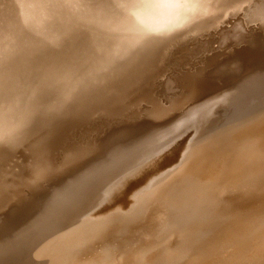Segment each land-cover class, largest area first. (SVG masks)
Listing matches in <instances>:
<instances>
[{
    "label": "rangeland",
    "instance_id": "374dc122",
    "mask_svg": "<svg viewBox=\"0 0 264 264\" xmlns=\"http://www.w3.org/2000/svg\"><path fill=\"white\" fill-rule=\"evenodd\" d=\"M12 1L10 0V2ZM22 1L21 0L16 1L18 3L17 6L19 5L18 7L20 8V11L22 10L23 15L21 14V16H20L21 12L17 10L18 8L15 6L16 3L14 2L15 5L13 4V6H15L14 10L17 8L16 10L19 12V13L16 12L19 16L18 18L13 10V7L12 6L9 7L8 4L10 5L12 4L9 2V0L2 1L3 3L5 2L6 4L5 3L2 4L0 2V7L2 6L1 7L2 10L0 9L1 13L4 12L5 10L4 13L5 14L8 13L6 14L7 16L10 15L9 12L12 14V16L14 15L12 17L14 19L11 18V15L8 16L10 18L9 19L3 13L4 15L3 14L2 15L5 17L2 19L1 17L3 16H1L0 13L1 16L0 18L2 20L6 19L5 20L6 24L4 23L5 21H0V44H1L0 48L2 47L0 50L1 52L0 65H2V71L4 72L3 74L4 76L2 75V80H0V84H2V98H3V100L0 99V198L2 197L3 194L4 195L6 194L9 187L12 186V184L15 183L18 178H21L23 176L25 178L27 176L30 169L38 161L39 156H42L43 158L48 157L50 160L56 161L59 160L63 155H65L66 152L76 150L77 148H80L86 145L87 143L90 144L92 142L93 143L92 145L94 146L97 145L98 147L97 149L93 150L95 151V153L94 155L93 154L90 155L91 158L90 156H88L83 161L79 162L78 163L79 165L78 164L75 165L76 167L73 166V168L70 169L71 171L69 170L67 172L68 176L66 173H64L62 174V176L60 175L62 178L60 179V177H58L59 178L58 179L57 175L54 174L48 179L41 181L35 189L32 188L30 191L26 192L25 193L26 196L23 197V200L25 201L22 200L19 204L7 202L6 204L2 205V208L0 209V264H35V263L40 264L43 255L44 253H46L47 250L55 246L61 239H64L65 237L71 235L73 231L81 224V222L91 217L90 215L95 214L96 212L101 211L103 208L109 206L110 203H105L104 204L105 206L92 209L91 211H89L93 203L92 201L95 198L97 188H99L98 187L99 183L102 184V182H104V180H106L107 177L111 176L112 178H110V180L107 182L108 185L106 184V190L108 189L110 190L111 188V191H115L118 189L119 192L114 194L113 198H115L117 197L116 194L119 195L121 190L124 191L125 189H128V187L132 186L133 183L137 182L138 180H141L144 173H146L149 169H152L153 165L157 162L156 160L158 159L157 158L153 159L152 157L151 160L149 159V161L147 160L146 162H142L140 165L132 166L131 164L130 168L124 169L122 167L123 161L126 159V157L137 152L136 150L139 148L138 147L136 149V147L134 146L133 148L130 147L125 149V147L131 145V143L136 144L137 142H141L143 141V139L148 138L149 136L154 135L155 133H158L159 131H162L165 128H168L172 124L174 117L177 115L179 110L173 112L175 114L170 112L168 115L162 118L163 120L160 119L161 121H159V119L152 118V116L148 117L144 115L136 118L135 120L131 119L130 121H128V120H122L121 117L120 119L116 118V114L120 112L121 113L132 112L134 110L147 107L150 104L149 102H154L157 104L161 102V105L163 103L164 107L165 105L167 106L166 104L167 101H171L173 98L177 96L179 97L180 93L183 91L184 88L182 86V78L187 74L193 73L195 70L199 71L205 68L204 70L205 72L203 73L207 78L212 79L213 82L212 84L215 85V87L216 86L222 88L226 87V84H224L226 83L225 80L220 78L216 79L217 77H220V74L223 73H224V75L222 76L223 78L227 76L229 77V75L233 76V74H236L237 76H235V78L237 80L236 79L235 80L238 84L241 83L243 79L245 80L247 78L245 72L248 73V70L245 72L241 71L242 69L239 70L241 64H239L238 61H237L238 63L236 62L232 64H228V63L225 64V62H223L228 57V55L226 54L228 53L229 48L230 47L233 48L234 46V44H232L233 46L229 45L230 42L233 43L235 40H233V38H230L228 39V41L225 42L224 38L221 36V33L227 29H230L231 25L234 22L236 23L237 21H242L243 20L242 13H244V11H246L247 8L252 6L254 2L259 0H202V1L199 0V3L197 2L193 5H190L188 9L184 8V6H174V5H171L173 7L171 8L170 4L166 2L165 3L167 4V6H164L165 5V3L163 2L164 0H160L161 2L158 0L160 3L159 2L157 3L160 4L161 7L159 5L157 9L156 6L158 4L156 2L155 4H152V6L149 4L150 6L148 5V7L150 8L155 5V8H153V10L154 9L159 10L160 7L159 12H156L155 10L153 12L152 9L149 10L148 7L147 9L146 7H144L145 9L143 8L142 10L145 11L149 10L150 12H145L144 15V13H142L144 11H142L141 14L144 16L140 14L141 16H139L138 20L134 16L133 19L135 20H133L132 17L128 19L127 17L130 16L128 15L126 17L127 14L124 15V13L120 14L121 18L123 17L122 14L124 15L123 17L124 19H121L120 15L119 18H117L118 16L117 17L116 15L112 16V14L110 13L113 18L119 20L116 22L110 16L109 13L108 14L106 13L107 15L106 14L102 15L100 13L101 16H103L104 18L99 16L100 14H98V10L94 8L93 3L88 5L89 2H91L90 0H81L80 4L72 3L71 5L69 3L67 5V3H64L62 0H55V2H59L56 4H54L55 2L53 0H50V2L46 0V2L49 3H45L44 0H41L42 1V2L40 1L41 3L39 1L38 3L37 0L35 1L33 0L34 3H30L32 0H26V1H30L29 3L27 2L28 4L26 3L27 8L29 4H33V5L35 4V6H37L39 4L42 5L43 3H45L46 5L45 7L44 5H42L43 7L38 6L39 8L37 9H41L44 11L41 12V10L36 9V11L39 12L38 13L36 11L35 13L31 12L30 17L31 15L32 17L31 18L29 17L27 21V18L25 20V17H28L27 15L29 14L25 12H28L31 6L29 5L30 6L29 9H27L28 11L27 10L24 11L26 7L24 4V0ZM35 2H37L38 4ZM63 3L65 4V6H63ZM4 5L5 6L7 5L8 9H5L7 7H5ZM20 5H22L23 8L20 7ZM49 5L51 6V11L49 10L50 9ZM73 5L75 6V9ZM47 6L49 7L47 8ZM45 8H47V10ZM91 8L93 9L91 10ZM161 8H164V10L162 9L163 13L161 12ZM10 9L12 10V12L7 11ZM190 9H194V10H190ZM23 12L27 15H25ZM40 12L46 16L43 17L40 14ZM96 12L98 15L96 14ZM146 13H151V14H146ZM33 15L38 16L39 18L38 17L36 18H38L39 20L36 19L35 16ZM147 15L149 18L147 17ZM66 16L67 18H65ZM15 17L17 18L16 21H15ZM33 17L35 18L36 21L33 20ZM68 17H69V21H68ZM106 17H108L107 19L112 18L113 21L112 19L111 21H109L110 20L109 19L108 22L107 19H105ZM144 17H146L145 18L146 20L144 19ZM125 19L129 21L128 22L122 21L123 23L120 21ZM130 19H132L133 22H131ZM17 20L20 22L18 23ZM37 20L39 22H37ZM60 20L62 21L64 20L63 21L64 24ZM21 21L22 23L30 22L29 24H31V26L28 28L29 25L24 24V28H25L24 30L22 29L23 26L19 27L22 30L18 28L16 29L17 26L23 25ZM33 21L34 23L35 22L41 23L42 21L43 22L41 23L42 25L40 24L38 25L37 23H36L37 25H35L33 24ZM14 22L15 23L17 22L16 23L17 26L15 25ZM106 22H108V25L104 24ZM32 24L35 26L36 30L34 29ZM66 25L67 27H65ZM116 25L118 26V28H116ZM85 26L86 28H84ZM111 26L113 29L111 28ZM245 27L247 32L250 34V35L249 34L246 35L248 41L245 42H247L250 45L256 44L258 42H264V23L262 24V22H253L246 25ZM17 30L18 31L21 30L22 34L21 31L19 33ZM27 30L29 31L32 30L30 32H34V34L37 32L38 33L37 36L36 34L35 35L32 34L33 36H36V38L32 37V35L30 36L31 34L30 32H29L30 34H27L28 33ZM76 30L77 32H75ZM8 31L9 33L12 31L13 32L12 34L9 35L7 33ZM15 32L19 34L18 36L20 37H18ZM109 32L112 34H110ZM23 33L27 35L24 36ZM119 34L120 36L118 37ZM4 36H6V38ZM8 36L11 38H9ZM27 36L28 37L30 36L33 40L27 39L28 38ZM15 37L19 38V41L18 39H15ZM21 37L24 39H20ZM125 37L131 39L127 40ZM67 39L68 40L70 39L71 42H69L70 40L68 41ZM2 40L4 42H2ZM23 41L24 42L26 41L28 45ZM49 41L51 42L53 41L52 42L53 44L49 45L51 44V42ZM245 42H243V44L239 42L236 43L238 44V46L235 45L237 46L235 49H238V47L241 48L245 46L246 45ZM95 43L97 44V46L95 45ZM14 44L16 45L14 46ZM18 44L24 46L23 47L20 46L19 48L18 47L16 48ZM239 44L242 45L240 46ZM117 45L119 46L118 48ZM3 46L5 48H3ZM11 46L14 47L15 51L12 50L13 48ZM10 47L12 49H10ZM84 48L85 50H83ZM95 48L97 49L99 48V49L95 50ZM114 48L116 49L114 50ZM131 50H133V52ZM7 51L10 53H8ZM96 51L97 53L101 51L104 57L101 55V52H99L97 55ZM11 54L13 55L11 56ZM38 54L40 55L38 56ZM65 54L68 56H65ZM24 55H28V56H24ZM40 56L42 57V59ZM99 57H101V59H99ZM7 58L10 60V62L8 61ZM15 58L18 60H16ZM53 58L54 60L55 59L56 60L54 61ZM114 59L115 61H113ZM212 59H215V64L213 66H207V64H210ZM70 61L72 64L70 63ZM67 62H69V64H67ZM74 62H76L75 63L76 66H74ZM36 63L39 64L40 67L39 65H36ZM238 64L240 67L237 66ZM263 66H264L263 64L259 65V68L257 67L258 70L256 68H255L256 70H253L254 68H251L250 70L253 71L251 73L252 76L253 75L256 76L255 74H257V76L248 83H245V85L241 84L240 86L232 89L226 100L215 106L210 112V114L200 124H197L198 127L197 125L193 124L190 127H186L184 130L181 129L178 132H176V134H181V136L183 134L188 136L197 129H200V131L203 130L204 131L218 130L217 132L220 131L218 136L215 135L217 139L214 142L218 144L216 148L217 156L215 155L216 156L215 161H213L212 164L210 165L211 159L204 156L207 152L214 153L213 148H211L212 144L209 146V148L203 147L202 148L203 150L201 149L200 151L198 149L199 152L193 151L194 149L191 150L190 156H194V158H190L189 160H186L185 158V160L183 161L182 165L179 168V169L183 168L182 170H185L188 165V168H190L189 171L186 169V171H184L185 173L181 175V177H176L175 179L176 181L170 179L171 177L169 176L173 175L170 173L167 174L168 175L167 177L160 178L159 180H157L158 182H156V184L154 183L155 185L153 184L152 187L149 186L145 188L143 191H141V194L143 195H145L149 190L151 192L150 194H148V196L144 198L143 201L146 200L148 201L151 197L150 195L155 194L156 192L159 195V193L162 192L161 190H163L166 194L168 193L167 195L165 194L166 196L164 195V199H163L164 201H168L175 196V193L179 194L180 190H182L183 188H185L184 190H188L189 188H191L190 190L200 189V191H204L206 189L207 190L216 189V188L212 189V187L209 188V186L198 187L195 183V180L190 179V174L198 175L201 174V172L202 174H206L209 172V176L212 178L211 181L214 184L216 182V179L220 177L221 174H223L224 172H228L227 168L228 166L231 165V163L229 162L228 164H226V160L225 159L223 160V158L227 156L226 154H228L227 153L228 148H226L224 141H226V139L229 138H226V136L223 135V133L221 132L224 131L225 127L229 125L233 120L242 119L245 117H246L245 120L252 118L249 119L248 121H244L242 119L241 120L242 124L238 122V124H241L243 127L244 124H246V126L247 125L252 126L255 123L256 119L264 117V82H263L264 75L260 76L261 71H263L264 74ZM33 67H35L36 69ZM87 67L88 69L91 68L92 70L91 69L87 70L86 69ZM260 68L261 70H259ZM95 69L97 71H95ZM227 71L228 72L231 71V72L227 73ZM234 71L235 73L231 74ZM239 71L242 73L240 74ZM250 72L251 71H249V73ZM63 73H65V75ZM43 74L44 77H42ZM251 74L249 75L251 76ZM63 75L67 77H64ZM62 77L63 79H61ZM30 78L32 79V81L34 80L33 83L35 84L32 83ZM36 78L37 80H35ZM49 86L51 87V89ZM219 91L222 90L220 89L218 90V92ZM184 92L185 89L181 94H183ZM216 92L217 91L212 92L209 96H207V98L211 97ZM28 95L30 97H28ZM144 98L145 100H143ZM204 99L200 101H204ZM234 114H236V117H234L235 116ZM20 120L23 122H21ZM150 120H152V122ZM146 122L155 125L154 126L155 129L150 127L147 130H145V132L142 133L141 135H134L131 142H128L130 141V139L124 136H122V138L120 137L119 139L120 142L117 140L116 137L118 136V134H120L119 130H121V128L136 129L141 125L145 124ZM239 129L241 130V128ZM141 132L143 131L138 130V132L137 131L132 132L131 134L133 133L139 134ZM207 138L208 139L210 138L209 140H212L214 136L213 135L208 136ZM116 140L118 141L117 142L118 144L116 143ZM122 143L125 144L123 145ZM118 145L120 146L118 147ZM113 146L114 148L117 147L119 149L116 148L117 150L116 149L114 150ZM120 148H122L124 151L121 150ZM120 150L121 152L124 153L114 156L116 153H121ZM165 150L166 151L164 152V154H167L168 149ZM113 151L115 152L117 151V152L115 153ZM109 152H113V153H109ZM218 152L220 155L218 154ZM162 154L163 153H161L158 157L159 158L162 157ZM111 155H113L114 157L113 156L111 157ZM199 157L200 159L204 157L203 158L204 162L200 161ZM109 158L111 159L109 160ZM195 159H198V161H194ZM106 160H108L109 162L107 161L105 165H100ZM223 161H225V163ZM93 166L94 167L99 166V168L92 171L91 168ZM222 166L223 167L226 166V167L223 168ZM199 167L202 169L200 172H198L199 171L198 169H200ZM88 170L90 172H88ZM179 171L180 170H178V172ZM191 171L194 173H191ZM74 173L77 175L75 176ZM117 183L119 184V186H117L112 190L113 186H115V184ZM173 183H176L177 185L180 184V186L178 185L179 187L176 186L175 188H171L169 184H173ZM155 186H157V188ZM65 189H67L68 191ZM68 192L70 195L68 194ZM165 197H167V199ZM109 198L110 197L107 196L106 199ZM216 200L220 201L221 199H217L214 198L213 196H210V198L207 201L212 202ZM142 202H140L139 205ZM99 203H101V201ZM127 203H131V202L127 201ZM154 203L156 205L163 204L162 202L161 203L149 202L147 206H156ZM20 204H22L23 207H21ZM165 204L166 206H168L169 202ZM16 205H18L19 207ZM137 206L138 205H136L134 207L135 209H132L128 215L121 214V216H124L127 218V220H129L132 216H134L136 211H139L140 212L139 214L142 215L144 207L141 209L140 207ZM136 208H140V209L137 210ZM158 209L159 208H149L148 213ZM114 214H118V212L117 213L114 212ZM132 218L129 221L132 222ZM104 219L105 218H102L101 221L99 219V221L103 222ZM171 219H173L171 221H174L173 217H171ZM94 221L96 220L92 219V224ZM44 227L47 230L44 229ZM92 227H96V226H92ZM47 235L48 237H46ZM117 236L120 237V235ZM48 242L49 244H47ZM115 244L118 247L120 246L117 243ZM115 244L114 246H116ZM95 245L96 246L92 247L91 250H89L88 247H84L87 246L86 244L83 245L81 248L82 249L81 254L103 253L102 255L109 254V256L106 259H104L105 261L106 260L115 261L117 259L116 255L111 254L113 250L110 251V249H106L105 251L103 245H97V244ZM68 250L69 248H66V251ZM83 250L84 251L89 250V251L84 252Z\"/></svg>",
    "mask_w": 264,
    "mask_h": 264
},
{
    "label": "bare ground",
    "instance_id": "6f19581e",
    "mask_svg": "<svg viewBox=\"0 0 264 264\" xmlns=\"http://www.w3.org/2000/svg\"><path fill=\"white\" fill-rule=\"evenodd\" d=\"M2 1H4V0H2ZM2 1H0V2L2 4H4L5 2L3 3ZM16 1L13 0L12 2H10V0H9V2L12 3V4L11 5L8 4L9 2L7 4L9 5V7L12 6L13 10H14V7L16 6L18 8V9L17 8L16 9L20 11V8L18 7L19 5L17 6L18 3ZM25 1L26 0H24V4H25V7H26L27 4L30 1H26V2ZM32 1L30 3H34L35 0L33 2ZM38 1L40 2L41 0H37V2ZM44 1H45V3H49L50 2V0H48L49 2H46V0H44ZM53 1L55 2V0H53ZM200 1H202V0H200ZM14 2L16 3V5L14 4ZM37 2H35V3H37ZM87 2H89V1H87ZM45 3L42 4V5H44V7L46 6ZM56 3H59V2H55L54 4H56ZM91 3L92 2H89L88 5H90ZM13 4L15 6H13ZM19 4H20V1H19ZM152 4H155V3H151L150 5L152 6ZM193 4H195V3L185 4L183 6H184V8L188 9L189 6L193 5ZM29 5L31 6V8H30L31 11L29 10L30 12L27 10L30 7ZM29 5H28V8L26 7V9L24 7V9H25L24 11H26V10L28 11V12H25V13H27L29 15H27V14H25L23 12L25 15L28 16V17H25V20L27 18V21H28V19L30 17V13L31 12L35 13L36 9L39 8L38 6L43 7L40 4L37 5V6H35V4L34 5L33 4H29ZM32 5H33V7H32ZM67 5H68V3H67ZM159 5L160 4H158L156 6L157 9H158ZM34 6H35V8H34ZM49 6H47V8ZM63 6H65L64 3H63ZM164 6H167V4L165 3ZM1 7H0V9L2 10ZM5 7H7L5 9H8L7 5ZM20 7H22V5H20ZM56 7H57V5H56ZM73 7L75 9L74 5H73ZM145 7L147 9L148 5L145 6ZM160 7H161V5H160ZM160 7H159V10H156V9H154V10L156 12H159L160 11ZM168 7H169V5H168ZM170 7L173 8L171 6V4H170ZM47 8H45V9L47 10ZM69 8H70V6H69ZM81 8H82V6H81ZM153 8H155V5L153 7H150L149 10L150 9L153 10ZM175 8H177V7H175ZM68 9H65V10H68ZM92 9L93 8H91V10ZM142 9H141V12L144 11V12H142V13H144V15H145V12H150L149 10L145 11V10H142ZM162 9L164 10V8H161V12H162ZM15 10H14L15 13L18 12L17 10L16 11ZM37 10H41V9H37ZM49 10L51 11V6H50ZM154 10H153V12H154ZM190 10H194V9H190ZM7 11H11L12 12L11 9L7 10ZM42 11H44V10H41V12ZM52 11H53V9H52ZM83 11H84V9H83ZM4 12H5V10H4ZM4 12H2V13L0 12L1 16H3L5 14ZM20 12H21L20 13V16H21L22 10ZM36 12L38 13L39 11H36ZM41 12H40V14L43 17L46 16V15H43V13H41ZM34 13H32V14H34ZM6 14H8V13H6ZM9 14L11 15V18L14 16V15L12 16V14L10 12H9ZM44 14H45V12H44ZM96 14H97V12H96ZM98 14H100V13L98 12ZM101 14L99 16H101ZM105 14L106 13H104L102 15H105ZM146 14H151V13H146ZM10 15H8V16H10ZM16 15H17V18H18L19 16H18L17 13H16ZM124 15H126V14H124ZM124 15L122 14L123 17H124ZM144 15H142V16H144ZM8 16L6 15V17H8ZM33 16H35V18L38 17L36 15H33ZM67 16L65 18H67ZM79 16H80V13H79ZM110 16H111V14H110ZM127 16L128 15H126V17ZM238 16H240V15H238ZM242 16H243V20L242 21H237L236 23L234 22L231 25L230 29H227L225 31H223L224 30L223 29L222 30L223 32L221 31L222 32L221 36L224 38L225 42L228 41V39H230V38H233V40H235L233 43L230 42L229 45L234 44V46L232 45L233 48L232 47L229 48V50H228L229 54L228 53L226 54V55H228V57L223 62H225V64L226 63L232 64V63H236L238 61L239 64H241L240 65L241 67L239 66V64L237 65L238 67H240L239 70L242 69L241 71H243V72L248 70V73L245 72L246 73L245 75H247V78L245 80L243 79V81H241V83L238 84L236 82L237 79L235 78V76H237V75L233 74V73H235V71L231 73V74H233V76L228 74L229 77L227 76V77H224V78L222 77L224 75V73H223V74H220V77H217V78L214 77V78H216V79L220 78V79L225 80L226 83H224V84H226V87L225 88L217 87V86L215 87V85L212 84L213 83L212 79L207 78L205 76V74L203 73V72H205L204 71L205 68L201 69L199 71L195 70L193 73L187 74L186 76H184L182 78V86L185 89V92L183 94H181L184 91V89H183V91L180 93L179 97L177 96V97L173 98L171 101H167L166 102L167 106L165 105V107H164L163 103H162V105H163L162 106L161 102L158 103V104L154 103V102H149L150 104L147 107H143L141 109H137V110H134L132 112H126V113H121L120 112V113L116 114V118L120 119V117H121L122 120H128V121H130L131 119L135 120L136 118L141 117L143 115L144 116H148V117L152 116V118L159 119V121H161V120H163L162 118L164 116L168 115L170 112L173 113V112H176V111L179 110L177 115L174 117V120H173L172 124L168 128H165L162 131H159L158 133H155L154 135H151L148 138L143 139V141H141V142H137L136 144H132L131 143V145H129L128 147H125V149L130 148V147L133 148L134 146L136 147V149L138 147L139 148L136 150L137 152L133 153L132 155H130L128 157H126V159L123 161L122 167L124 169L130 168L131 164H132V166H136V165H140L142 162H146L147 160L149 161V159L151 160L152 157H153V159L157 158L158 160H156L157 162L153 165L152 169H149L146 173H144L142 179L138 180L135 183H133L132 186L128 187V189H125L124 191L121 190L120 194L119 195L116 194L117 197H115V198H113V197H114L115 193L119 192L118 189L115 190V191H111V188H110V190L109 189L106 190V184L110 180V178H112V177L109 176V177L106 178V180H104V182L101 181L102 184L99 183V185H98L99 188H97L95 198L92 201L93 203H92L91 209L89 211H91L92 209L103 207V206H105L104 205L105 203H110L109 206L106 207V208H103L101 211L97 210L98 212H96L95 214L90 215L91 219L89 218V219H86L83 222H81V224L73 231V233L71 235H69L68 237L64 238L65 240L61 239L55 246H53L52 248L47 250L46 253H44L40 264H264V120H263L264 117L256 119L255 123L252 126H248V125L246 126V124H244V126L242 127V125H241L242 124L241 123L242 119L244 121H248L249 119H252V118H249V119L245 120L246 119V117H245V118H242V119L233 120L229 125H227L225 127V129L221 128V129H224V131H222L221 133H223V135H225L226 138H229V139H226V141H224V144L226 145V148H228V150H227L228 154H226L227 156L224 157L223 160L224 159L226 160V164H228L230 162L231 165L228 166V168H227L228 172H224L223 174H221V176L216 179V182L214 184L211 181L212 178L209 176V172L206 173V174H202V172H201V174H198V175L188 173V174H190V179H194L195 183H196V185L198 187L209 186V188L212 187V189L216 188L215 190H207L206 189L204 191H200V189L199 190L198 189L190 190L191 188H189L188 190H184L185 188L182 187L183 189L180 190L179 194L175 193V196L174 197L172 196L173 198L168 200V201H164L163 200L164 199V195L166 194L163 190H161L162 192L159 193V195H158L157 192L155 194H151L150 195L151 197H150V199L148 201L146 199H145L146 201H143V200H144V198L146 196H148V194L151 193L150 190L145 195L141 194V191H143L145 188H147L149 186L152 187L153 184L154 183L156 184V182H158L157 180H159L160 178L167 177L168 173L173 174V175L169 174L170 175L169 177H171L170 179L175 180L176 177H181V175H183L185 173L184 171H186V169L189 171L190 168H188V165H187V168L185 170H182L183 168L182 169H179V168L182 165V163L185 160V158H186V160H189L190 158H194V156H190L191 150H193V149H194L193 151L199 152L203 147L209 148V146L212 144L211 148H213L214 153L207 152L204 156L209 158V159H211L210 165L212 164L213 161H215V158L217 156L216 148H217L218 144H216L214 141L217 139L215 137V135L218 136L220 131L217 132L218 130L217 131L216 130H207V131L205 130L206 131L205 132L204 130L200 131V129H197V130H195L194 132H192L188 136L184 135V134L181 136V134H176V132H178L181 129L184 130L186 127H190L193 124H195V125L200 124L210 114V112L212 111V109L215 106H217L219 103H222L224 100H226V98L228 97V95L230 94V91L232 89L240 86L241 84L245 85V83H248L249 81H251L252 79H254L257 76V74H255L256 76H254V75L252 76L251 73L253 71L250 70L251 68H254L253 70H256L257 67L259 68V65H261V64L264 65V42H258V43L255 42L256 44H251V45L248 44L247 42H245V41H248L246 35L249 34L247 32L245 26L250 24V23H253V22H262V24L264 23V0H259V1L254 2L252 6L247 8V10L244 11V13H242ZM4 17L5 16H3L1 18L3 19ZM31 17H32V15H31ZM101 17H103V16H101ZM108 17H106L105 19H107ZM123 17L121 18V15H120L121 19H124ZM131 17L133 19V16H130V17H127V18L129 19ZM147 17H148V15H147ZM1 18H0V21H5L6 20V19L2 20ZM17 18L15 17V21H16ZM35 18L33 17L34 21H36ZM38 18H36V19H38ZM49 18H51V17H49ZM117 18H119V15H118ZM135 18L137 20L139 19V17L138 18L135 17ZM145 18L146 17H144V19ZM12 19H14V18H12ZM45 19H46V17H45ZM109 19H107V21ZM111 19L109 21H111ZM113 19L115 20V22L119 21L118 19L117 20L115 18H113ZM113 19H112V21H113ZM132 19H130L131 22H133ZM38 20H37V22H39ZM42 20H43V18H42ZM133 20H135V19H133ZM22 21H23V18H22ZM22 21H21V23H22ZM30 21H32V20H30ZM34 21H33V24H35V25H37V24L38 25L39 24L42 25L41 23L43 22L42 21L41 23H37V22L34 23ZM60 21H62V20H60ZM68 21H69V17H68ZM120 21L121 22L122 21L125 22L127 20L125 19V20H120ZM11 22H12V20H11ZM17 22L19 23L20 21L17 20ZM108 22H106L104 24L108 25ZM4 23L6 24V21ZM16 23H15V25L17 26ZM27 23L23 22L22 23L23 25L17 26L16 29L17 28L21 29L19 27L23 26L22 29L24 30L25 29L24 28V24L29 25L28 26V28H29L31 26V24H29L30 22H27ZM134 23H135V21H134ZM140 23H142V22H140ZM63 24H64V22H63ZM57 25H58V23H57ZM113 25H114V22H113ZM99 26H100V24H99ZM33 27L36 30L34 25H33ZM65 27H67V25ZM130 27H131V25H130ZM84 28H86V26ZM111 28H112V26H111ZM116 28H118L117 25H116ZM21 30H19V31L17 30V31L20 33ZM44 30H43V32H44ZM86 30H88V29H86ZM27 31H28L27 34L31 33L30 36L32 34L33 35L36 34V36H37V34H38L37 32L35 34H34V32H30L32 30H30V31L27 30ZM48 31H50V30H48ZM67 31H68V29H67ZM119 31H121V30H119ZM12 32L9 33V31H8L7 33L10 35V34H12ZM75 32H77V30ZM88 32H90V31H88ZM138 32H139V30H138ZM55 33H56V31H55ZM85 33H87V32H85ZM112 33H113V31H112ZM112 33H110V34H112ZM21 34H22V31H21ZM27 34H24V36L27 35ZM83 34H84V32H83ZM18 35L19 34H17V36ZM33 35H32V37L36 38V36H33ZM30 36L29 37L27 36L28 38L27 37L26 38L33 40ZM119 36H120V34L118 35V37ZM122 36H123V34H122ZM4 37L6 38V36H4ZM18 37H20V36H18ZM248 37H250V36H248ZM9 38H11V37H9ZM77 38H79V37H77ZM125 38L127 40L131 39V38H127V37H125ZM15 39H18V41H19V38L15 37ZM20 39H24V38L21 37ZM61 39H63V38H61ZM3 40H5V39H3ZM3 40H2V42H4ZM34 41H35V39H34ZM49 42H51V41H49ZM52 42L49 45H52L53 44ZM69 42H71V40ZM114 42H112V43H114ZM238 42L242 43V44H243V42H245L246 45L244 44L245 46H243L241 48L238 47V49H235L238 46V44H236ZM24 43H26V41ZM65 43H66V41H65ZM40 44H39V46H40ZM15 45L16 44H14V46ZM95 45L97 46L96 43H95ZM235 45H237V46H235ZM4 46H3V48H5ZM20 46L23 47L24 45H21V44L19 45L18 44L16 46V48L17 47L19 48ZM11 47H10V49L13 48L12 50H14V47H12V48ZM118 47L119 46L117 45V48ZM1 48H0V50H1ZM28 48H30V47H28ZM79 48H81V47H79ZM102 48H103V46H102ZM57 49H59V48H57ZM90 49H91V47H90ZM96 49L97 48H95V50ZM115 49L116 48H114V50ZM5 50H8V49H5ZM83 50H85V48ZM106 50H108V49H106ZM14 51H12V52H14ZM22 51H21V53H22ZM65 51H64V53H65ZM131 51L133 52V50H131ZM99 52H101V51H99ZM114 52H116V51H114ZM8 53H10V52H8ZM25 53H26V51H25ZM96 53H97V51H96ZM98 53H97V55H98ZM5 54H7V53H5ZM13 54H11V56ZM39 55L40 54H38V56ZM101 55H102V52H101ZM24 56H28V55H24ZM51 56H53V55H51ZM62 56H64V55H62ZM65 56H68V55L65 54ZM54 58H53V60H54ZM41 59H42V57H41ZM99 59H101V57H99ZM16 60H18V59H16ZM77 60H79V59H77ZM91 60H92V58H91ZM8 61L10 62L9 59H8ZM11 61H12V59H11ZM23 61H26V60H23ZM66 61H68V60H66ZM113 61H115V59ZM70 63H71V61H70ZM75 63L76 62H74V66H76ZM78 63H79V61H78ZM16 64H17V62H16ZM67 64H69V62H67ZM120 64H121V62H120ZM214 64H215V59H212L210 64H207V66H213ZM36 65H39V64L36 63ZM80 65H81V63H80ZM39 67H40V65H39ZM67 67H65V68H67ZM33 68H35V67H33ZM99 68H100V66H99ZM263 68H264V66H263ZM86 69L90 70L91 68L88 69V67H87ZM220 69H222V68H220ZM259 70H261V68ZM74 71H75V69H74ZM95 71H97V70L95 69ZM249 71H251V72L249 73ZM229 72H231V71H229ZM229 72L227 71V73H229ZM261 72H262V74H261ZM261 72H260V76L264 75L263 71H261ZM227 73H226V75H227ZM239 73L241 74L242 72L239 71ZM3 74H4V72H3ZM44 74H43L42 77H44ZM63 74L65 75V73H63ZM249 74H251V76ZM61 75H62V73H61ZM64 77H67V76H64ZM61 79H63V77ZM35 80H37V78ZM12 81H13V79H12ZM31 81H32V79H31ZM33 81H32V83H33ZM42 83H43V81H42ZM12 84H13V82H12ZM33 84H35V83H33ZM51 85H52V83H51ZM58 87H60V86H58ZM20 88H21V86H20ZM217 88H219V89H217ZM50 89H51V87H50ZM220 89L222 91L218 92V90H220ZM58 90H60V89H58ZM43 91H44V89H43ZM215 91H217V92L214 95H212L211 97L207 98V96H209L212 92H215ZM28 97H30V96L28 95ZM202 99H204V101H200ZM2 100H3V98H2ZM143 100H145V98ZM63 101H64V98H63ZM38 113H40V112H38ZM173 114H175V113H173ZM234 115H235L234 117H236V114H234ZM4 117H5V115H4ZM152 120H150V121L152 122ZM11 122H12V120H11ZM21 122H23V121H21ZM238 122H240L241 124H238ZM154 126L155 125H152L151 123H147L146 122L145 124L141 125L140 127L136 128V129H134V128H121V130H119L120 134H118V136L116 138L119 141L120 137L122 138V136H124V137H127L128 139H130V141L127 140L128 142H131V140L133 139L134 135H141L142 133L145 132V130H147L150 127L155 129ZM197 127H198V125H197ZM239 128H241V130ZM15 129H16V127H15ZM138 130L139 131L142 130L143 132H141L139 134H135V133L131 134L132 132H136V131L138 132ZM212 135L214 136V138H213L214 140L213 139L209 140L210 138L208 139L207 137L208 136H212ZM206 139H208V140H206ZM117 140H116V143L118 142ZM125 143H122V144L124 145ZM92 144H93L92 142L90 144L87 143L86 145H84V146H82L80 148H77L76 150L68 151V152H66L65 155H63L59 160H56V161H52L48 157H44L43 158L42 156H39L38 161L30 169V171L27 174V176L25 178H24V176L21 177V178H18L16 180V182L13 183L12 186L9 187V189L6 192V194L5 195L3 194L4 197L2 195L3 198L2 197L0 198V209L2 208V205L6 204L7 202L14 203V204H19L23 200V197L26 196V194H25L26 192L30 191L32 188L35 189L39 185V183L41 181H44V180L48 179L49 177L53 176L54 174L57 175V178L60 177V179H61L62 178L61 177L62 174H64V173L67 174V172L71 168H73V166H75L79 162L83 161L86 157H88V156H90L92 154L94 155L95 151H93V150L97 149L98 146L97 145L94 146ZM122 144H120V145H122ZM80 145H82V144H80ZM120 145H118V147ZM113 148H114V146H113ZM116 148L117 147H115L114 150ZM122 148H120V149L123 150L124 148L123 149ZM117 149H119V148H117ZM165 149H168V153L167 154H164V152L166 151ZM198 149H199V151H198ZM121 150H120V152H121ZM113 152H115V151H113ZM113 152H109V153H113ZM123 153L124 152L116 153L114 156H117V155H120V154H123ZM161 153H163L162 157L159 158L158 156ZM188 154H189V157H188ZM202 154H204V153H202ZM218 154H219V152H218ZM112 156L113 155H111V157ZM90 158H91V156H90ZM196 158H197V156H196ZM203 158L204 157H202V159H200V157H199L200 161H203ZM207 158H205V159H207ZM110 159L111 158H109V160ZM107 161L108 160H106L105 162H103L100 165H105V163H107ZM194 161H198V159H195ZM223 162L225 163V161H223ZM99 166H95V167L93 166L91 168L92 171L97 169V168H99ZM224 167H226V166H224ZM124 169H123V171H124ZM178 170H180V171L178 172ZM198 170H199L198 172H200L202 169L200 168ZM72 172H73V170H72ZM88 172H90V171L88 170ZM191 173H194V172L191 171ZM69 174H70V172H69ZM76 175L77 174H75V176ZM67 176H68V174H67ZM183 177H185V176H183ZM128 179H129V177H128ZM168 183H169V181H168ZM178 185L180 186V184H178ZM178 185L176 183L169 184V186L171 188H175ZM117 186H119L118 183L115 184V186H113L112 190L114 188H116ZM155 187L157 188V186H155ZM65 190H67V189H65ZM63 191H64V189H63ZM124 192H125V194H124ZM68 194H69V192H68ZM98 195H99V197H98ZM107 196H109L110 198L106 199ZM210 196H213L214 198L221 199V200L220 201L216 200V201H212V202L209 201L208 202L207 200L210 198ZM221 196H222V198H221ZM104 197H106V198H104ZM103 198H104V200H103ZM165 198L167 199V197H165ZM59 199H60V197H59ZM92 199H93V196H92ZM102 200H103V202H102ZM23 201H25V200H23ZM100 201H101V203H99ZM127 201L131 202V203H127ZM140 202H142L143 204L141 203L139 205ZM149 202H151V203L152 202H159V203L162 202L163 204L162 205L161 204L156 205L154 203L156 206H147V204ZM168 202H169V205L167 204L168 206H166L165 203H168ZM70 203H71V201H70ZM205 203H208V204H205ZM20 205H21V207H23L22 204H20ZM99 205H101V206H99ZM136 205H138L137 207H140L141 209L144 207L142 215L139 214L140 213L139 211H136L134 216H132L133 218L131 217L132 218V222L129 221L131 218L130 219L128 218L129 220H127L126 217L121 216V214L128 215L131 212L132 209H135L134 207ZM16 206H18V205H16ZM140 208H136V209L138 210ZM149 208H159V209L155 210V211L153 210V211L148 213V211H149L148 209ZM114 212L115 213L118 212V214H114ZM171 217L174 218V221H171V220H173V219H171ZM102 218H105V219H104L103 222H100L102 220ZM92 219L96 220V221L93 222V224H92ZM99 219H100V221H99ZM97 221H99V222H97ZM92 226H96V227H92ZM44 229H46V228L44 227ZM117 235H120V237H118ZM46 237H48V235ZM116 239H118V240H116ZM115 243H117L120 246L118 247ZM31 244H30V246H31ZM47 244H49V242ZM85 244L87 246H84V247H88L89 250H91L92 247H95L96 246L95 244L103 245V247L105 248V251H106V249H110V251L113 250L111 252V254L116 255L117 259L115 261H111V260L110 261L109 260L105 261L104 259H106L109 256V254H104V255H102L103 253L102 254H93V253H91V251H90L91 254H85V253L81 254V252H82L81 248ZM114 244L116 246H114ZM66 248H69V250L66 251ZM30 250H31V248H30ZM89 250H87V251H89ZM87 251H84V252H87Z\"/></svg>",
    "mask_w": 264,
    "mask_h": 264
},
{
    "label": "snow or ice",
    "instance_id": "6c2138e0",
    "mask_svg": "<svg viewBox=\"0 0 264 264\" xmlns=\"http://www.w3.org/2000/svg\"><path fill=\"white\" fill-rule=\"evenodd\" d=\"M63 2L72 4L81 3V0H63ZM91 2L99 13H111L116 16L124 13L138 18L143 7L158 2V0H91ZM164 2L174 6H183L197 3L199 0H164ZM2 75V65H0V80H2ZM0 99H2V84H0Z\"/></svg>",
    "mask_w": 264,
    "mask_h": 264
}]
</instances>
